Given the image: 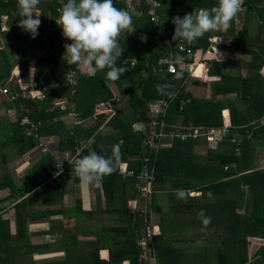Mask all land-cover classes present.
Instances as JSON below:
<instances>
[{
	"label": "trees",
	"instance_id": "1",
	"mask_svg": "<svg viewBox=\"0 0 264 264\" xmlns=\"http://www.w3.org/2000/svg\"><path fill=\"white\" fill-rule=\"evenodd\" d=\"M16 1L0 0V8H12V13L16 14ZM54 1L51 0L47 6L52 14V29L47 34H43L41 29L33 39L27 32L14 28L20 36V42L23 41L30 50L37 48L44 52L36 57L33 81H30V84L42 88L44 99L37 101L19 97L9 101L18 112L15 127L20 131L22 138L18 143L22 142L26 151L35 145L33 141H26L22 128L18 125V117L25 116L30 122L39 124L38 132L53 142L51 148L61 159L71 158L79 142L87 143L79 156L96 151L100 155L110 157L112 146L119 144L122 153L119 163L125 162L136 175L143 164V157H146L152 171V181L149 193L141 197L138 181L135 177L122 178L117 173V165L116 170L105 176L98 186L93 184L94 208L107 217L110 215L109 220L104 221L103 225L91 222L90 225L74 230L75 220L59 222L57 225L56 220L52 218L56 215L65 218L66 210L55 205L65 193V180L72 178L74 182L78 181L73 172V165L66 167L68 175L51 177L52 157L49 154L37 155L36 157H42L38 158L34 168L30 164L32 173L13 191L18 201L12 206L15 219V233L12 237L6 231L7 221L2 222L0 219V224L3 223L5 227V231L0 233L1 250H5L6 246L12 247V242H28L27 225L39 217H45L49 221V227L42 234L50 238L55 237L58 232L61 237L57 241L67 239L68 242L65 243V253L61 259L41 260L44 264H121L123 260L128 264H142V251L137 244L142 237L146 238V245L155 257V264H183L184 261L189 264L203 263L201 259L204 257L199 258V255L193 254L184 256L179 247L169 245L176 238L184 242L183 237L178 238L176 235V238L169 240L167 234H164L157 239L149 238L143 221L149 215L155 216V212L159 211V200L164 198L162 201H167L165 212L189 214L188 218L192 219L191 216H196L204 210L205 215L215 219V225L222 226V232H218L216 226L212 227L211 224L205 231L209 233V243L214 240L213 234L216 241L214 252L205 256L210 264H264V168L255 169L254 163L255 148L264 145V123H260L264 118V80L259 75L264 63V0H244V13L233 19L227 31L205 33L192 44L181 39L191 49L189 63L199 61L201 64L196 67L193 75H199L201 70V78L219 76L217 82L210 84L212 95L209 100L194 98L184 91L182 83L187 79L184 71L169 75L163 66L157 65L158 58L166 54L169 46L153 32V26L146 16V7L142 2L128 7L122 2H114L117 8L131 12L135 31L125 33L124 40L120 39L124 51L116 64L127 71L119 79L112 80L106 75L108 69L88 75L80 70L78 65L68 64L65 59H61L65 50L64 47H56L54 42L55 33L57 34L55 26L60 28L53 22L59 16L56 13L58 5ZM216 1L159 0L158 15L163 30L169 31L168 36L172 38L174 16L182 17L198 8H211L215 6ZM250 19L255 26L253 35L249 37L247 33ZM40 20L43 24V16ZM236 23L241 25L238 32L233 31ZM42 26L40 25V28ZM219 34L228 38L232 36L234 43L242 44L243 52L249 55V60L240 64L245 70L244 76L222 74L220 71L225 66L224 63L208 60V53L204 54L209 45L208 39ZM43 35H46L45 39ZM43 39L48 45L47 51L40 43ZM43 60H46L48 78H44L40 70ZM130 60H134L133 65H130ZM69 71L74 72V86L67 82L66 74ZM109 84L112 86L109 87ZM197 84L205 85L204 82L198 81ZM161 86H164L163 89ZM27 87L26 84L8 90L11 94ZM227 94H233V99H216L217 95ZM161 97L168 102L161 118L165 124L164 130L167 131L176 125L221 129L224 124H228L225 133L219 139L215 138L209 142L199 138L183 142L172 140L169 147L148 149L143 143L148 121L147 107L149 103ZM57 99L65 100L68 106L72 104L76 117L83 123L67 125V108L61 109L60 105L55 104ZM124 102L126 108L123 112L116 109V106L119 107ZM104 103L110 104L115 111L109 117L107 114H99L92 118L94 109ZM222 110L227 112H224V118L221 115ZM86 121L89 122L85 123ZM213 141L214 145L210 147ZM200 144L208 145L209 148L205 155L196 157L193 155V149ZM7 184L9 183L6 178L4 181L0 180V189L5 188ZM189 191L199 192L200 195L191 197L188 195ZM181 192L183 196L180 195ZM208 193L212 196L209 197ZM246 194L251 195V207L248 213L245 212L247 208L242 207L240 213L237 208L235 210L234 199ZM78 203L79 201H76L75 209L90 212L82 209ZM37 207L40 210L35 211ZM160 219L157 226L163 232L169 233L173 227L181 229L178 216ZM78 231L94 238L80 242L76 236ZM193 238L196 237H187L192 240ZM209 239L206 238L207 241ZM54 241L56 242V239ZM50 242L28 244L29 251L26 253H30L31 249L42 254L48 253L44 248L46 249ZM248 245L252 252L250 256L247 252ZM103 249H108L106 260L99 258L98 253ZM77 254L78 260L72 262L71 258ZM7 256H10V253L1 251L0 258L6 259ZM195 258L198 260H194ZM32 263L35 264L34 261Z\"/></svg>",
	"mask_w": 264,
	"mask_h": 264
},
{
	"label": "clouds",
	"instance_id": "2",
	"mask_svg": "<svg viewBox=\"0 0 264 264\" xmlns=\"http://www.w3.org/2000/svg\"><path fill=\"white\" fill-rule=\"evenodd\" d=\"M39 4L40 0H17L18 26L33 39L38 36L41 25V13L36 11ZM243 4L244 0H217L211 8H198L182 17L174 16L172 39L192 44L205 33L227 31ZM57 11L59 17L55 23L62 29L63 37L70 41L63 45V58L68 64L80 66L88 75L108 69L106 75L112 80L119 79L127 71L118 67L116 61L124 51L120 39L124 40L125 33L135 31L129 10L117 8L114 0H66ZM121 155L119 144L112 146L110 157L96 151L78 155L72 161L74 174L82 186H98L105 176L116 170ZM60 172L61 167L57 174ZM180 195L183 196V192ZM208 196L212 194L208 193ZM198 217L202 220L201 230H206L211 217L205 215L204 210L198 213Z\"/></svg>",
	"mask_w": 264,
	"mask_h": 264
},
{
	"label": "crops",
	"instance_id": "3",
	"mask_svg": "<svg viewBox=\"0 0 264 264\" xmlns=\"http://www.w3.org/2000/svg\"><path fill=\"white\" fill-rule=\"evenodd\" d=\"M51 0H40V4L37 6L36 11H38L39 13H41V15L43 16V25L41 28L39 27V30H43V34H47L49 31H51V18L50 16L52 15L50 13V9L47 8V6L49 5V2ZM56 1V0H55ZM54 1V2H55ZM2 2H5V0H2ZM53 3H51L52 5ZM57 4V3H56ZM15 9H16V14L12 13V8H8L5 9L0 8V82L5 84L8 89H14V87H21L23 85H30V81H33V72L35 69V61H36V57L39 55L44 54L43 51L38 50L37 48H32L30 50V47L28 45H26L25 43L20 42L19 40V34H17V31H14V28H18L20 30H22L19 26H18V22L20 17L18 16V6H17V1L15 3ZM244 12L238 13V17L241 16V14H243ZM42 16H40L39 18H41ZM243 19V17L241 18V20ZM238 22V21H237ZM253 20L250 19L249 23H252ZM243 24V23H242ZM240 24L236 23V25L234 26L233 31H237L240 28ZM55 29L57 32V34L55 33V45L56 47L60 46L63 47L64 44L66 43H70L69 40L62 38V29L58 28L55 26ZM253 29H249L248 28V33L250 34V32H253ZM23 32H25L24 30H22ZM14 32V34H13ZM222 32V31H221ZM41 35V34H40ZM141 39H145L142 36H140ZM16 38V39H15ZM211 38H216L217 42H215L214 44L211 45L210 48H208V60H214L216 62L219 63H224V67L221 69V73L222 74H229V75H233V76H237V75H241L244 76L245 70L243 67L240 66V64H242L241 62H246L249 60V55L247 53H244L242 48H244L242 46V44H236L234 43V39L232 36L228 37H223V35L219 34V35H215L212 36ZM220 39V41H219ZM37 41V40H35ZM41 45L43 44L44 46L45 44V40L43 39L42 41H40ZM234 43V46H233ZM15 48V49H14ZM61 59H64L63 56L61 57ZM42 66L40 68L42 75L44 76V78H48V74L46 73V60H43L41 65ZM80 70L86 72V70H84L83 68H81L79 66ZM200 68V67H199ZM197 69V68H196ZM70 72V71H69ZM68 72V73H69ZM68 73L66 74V76L68 75ZM259 75L261 77V79L264 80V63L259 71ZM187 77V76H186ZM202 77V73L201 70L199 72V75H191V77H187L186 80H189L190 78L193 79L191 80V82L188 84L189 86L185 87V82L182 83L183 85V89L185 92H188L192 97L197 98V99H201V100H209L211 97H209V95L211 94V83L213 82H217L219 80V76H213V77ZM198 82H204L205 85H201L199 86L197 84ZM112 84H109V87H111ZM203 90V91H202ZM202 93L206 96L203 97H198V96H194V94L196 92L198 93ZM114 92V90H113ZM264 92V91H263ZM228 95H233V94H228ZM208 96V97H207ZM222 97L221 95H217L216 99H220V97ZM65 100H61V99H57L54 101L55 104L58 105H65L68 102H64ZM72 104H70L69 106H71ZM68 106V104H67ZM17 114L18 112L16 111L14 105H12L5 97L0 96V119L3 117L4 120L1 121L0 120V129L3 125L5 124H9L12 128L16 129V119H17ZM110 116V114H107V117ZM65 123L67 125H69V122L65 119ZM8 132H11V130H9ZM9 134V133H8ZM21 134V133H20ZM11 136V140L16 141L15 143L20 142V139L16 140L14 138H16L15 134L12 135V132L10 133ZM29 141V140H26ZM4 146V145H3ZM6 146V145H5ZM5 148V147H3ZM29 151V150H28ZM255 155H254V163L256 168L255 169H263L264 168V145H259L255 148L254 151ZM25 153H23V151L20 152V154L18 155H14V159L11 160L14 161L16 158H21L22 155H24ZM262 160V162H261ZM5 171L7 172L8 170H10V161H7L5 164ZM8 175L10 174L12 176V179L10 181H8L9 184L6 185L5 188L0 189V219L2 222L7 221V225H8V218L5 215V212H9L11 213L10 219L12 224L10 223L7 228V234L10 235L11 237L14 235L15 233V219H14V209L12 208V206L18 201L17 199H15L14 195H13V191L14 189L18 188L20 185H18L14 180H13V175L12 172H7ZM23 172H21L20 175H22ZM5 173L3 174V172H0V180L4 181L5 179ZM68 182V184L66 183ZM12 184V185H10ZM64 186L67 187H71L72 191L69 192V194L67 195L66 193H63L61 200L59 201V203H57L55 205V207H60L61 209H65L67 210V208L69 206L72 205V208L75 207L76 205V201L80 204V207L84 210H91L94 208V204H93V184L89 185L87 187H84L81 185L79 179L77 182H74L72 178H68L65 180ZM189 196L191 197H197L200 195L199 192H192L189 191L188 193ZM67 196L69 197L68 203H66V199ZM251 196V195H250ZM164 198H160L159 200V205L158 207H162L164 208V210L166 211L167 209V205H165L164 201H162ZM252 200V199H251ZM250 200V201H251ZM66 203V204H65ZM66 205V206H65ZM5 208H7L5 210ZM159 213V211L157 210L155 212V216H157ZM53 219L56 220L57 225H59V222H67L68 220L70 222H74L73 217H69V219L64 218L62 215H56L54 217H52ZM55 222V223H56ZM32 223V222H31ZM36 223V221H35ZM4 224H0V233L2 231H5V227L3 226ZM29 225V224H28ZM27 225V227H28ZM39 226H41L40 228H37V230H35V232L37 233V231H39L41 234L44 231H47V227H49V221H42L38 223ZM97 225V224H95ZM65 228V227H64ZM46 229V230H45ZM35 232H28L27 230V234L29 235L28 237V241L33 238H35L34 236H36ZM57 234L55 235V237H50L48 241H54L56 239V242L58 239H60V234L58 232H56ZM42 236H44L42 234ZM84 239L86 240H90L93 239L94 237L86 235V236H82ZM41 241L38 243L40 244L43 241V238L40 236ZM78 238V237H77ZM79 239V238H78ZM25 242V240L23 241ZM47 241H45L44 243H46ZM32 245V243H30ZM33 245H36V243H34ZM26 248L24 247V254H26L27 256H30V258H33L34 256H48L49 254L52 255L53 253H45V254H41L42 252L37 251V250H30V253H26ZM64 249V248H63ZM60 249L57 252H54L55 254H59L62 253L64 254V250ZM1 251L4 252V250H1V244H0V254ZM103 253V255H102ZM17 254L16 252L13 253V256ZM41 254V255H39ZM99 258L102 260H106L108 258V249H103L99 251ZM15 257V256H14ZM40 259V258H39ZM41 259H47V257L45 258H41ZM11 258L10 256H7L6 259L4 258H0V264H10ZM18 263V262H17ZM28 264V263H27ZM32 264V263H31ZM121 264H128L127 261L123 260Z\"/></svg>",
	"mask_w": 264,
	"mask_h": 264
},
{
	"label": "built area",
	"instance_id": "4",
	"mask_svg": "<svg viewBox=\"0 0 264 264\" xmlns=\"http://www.w3.org/2000/svg\"><path fill=\"white\" fill-rule=\"evenodd\" d=\"M66 0H56L57 7L56 13H58L57 9L61 7L62 3H65ZM114 2H122L126 7L142 2L146 7V16L149 22L153 26V32L164 40L169 46L166 54L159 57L157 60V65L163 66L165 72L169 75L175 74L178 71H184V68H187L185 72L187 77H191L193 75L197 66H201L199 61H196L193 64H190L188 59L191 58V49L187 47V44L183 42L181 39L173 40L168 35L169 31H164L163 26L161 24V19L158 15V9L160 7L159 0H114ZM217 4V1H216ZM215 4V5H216ZM244 7L239 12H244ZM57 16L54 19L55 21L58 19ZM56 24V23H55ZM57 25V24H56ZM209 45L204 50V54L208 52V48L211 47L212 44L217 42L216 38L208 39ZM130 65H133L134 60H130ZM204 65V63H202ZM67 82L70 86H74V72L71 71L66 76ZM185 82V81H184ZM0 96L5 97L8 101L14 100L15 98H30L37 101H42L44 99V94L42 92V88H40L36 84H30L25 89H20V92L9 93L8 87L0 82ZM182 104L184 102H181ZM67 105V104H65ZM168 102L163 97L156 99L148 104L147 107V116L148 121L146 123V128L144 131V139L143 143L145 147L148 149H156L158 147H169L165 140H179L181 142L187 140H195V139H205L206 141H211L216 137H221L226 131L228 124H224L221 129H213V128H203V127H177L174 126L170 129L165 128V124L161 121L162 116H164L165 110L167 108ZM61 109L67 108V113L65 115V119L69 122V124H82L83 122L76 117V113L71 106L60 105ZM111 110L108 107V103H104L98 107H96L93 111L92 118L96 117L99 114H110ZM226 112V110H222V113ZM227 113V112H226ZM225 113V114H226ZM224 118V116L222 115ZM261 124L264 123V118L260 121ZM18 125L22 128V133L24 137L30 141L35 143L34 149L37 151L38 155H46L49 154L52 157L53 161V170L51 177H55L59 174L68 175L69 173L66 171V167L72 164L74 157H77L80 151L87 146V143L79 142V146L75 148V152L73 156L69 159H61V157L54 153L51 145L52 141L47 140L44 136H42L38 132L39 124H35L30 122L25 116L18 117ZM170 142V143H171ZM169 143V144H170ZM143 164L138 174L134 175L133 171L128 168L125 162H121L118 164L117 173L122 177H135L138 181V191L141 192V197L145 196L149 193L150 183L152 181V171L147 164V158L143 157ZM73 165V164H72ZM60 167L62 168V172L57 174L60 171ZM74 172V171H73ZM146 238L142 237L138 241V246L142 251L140 253V258L142 259V264H155V260L153 255L149 251V247L146 245Z\"/></svg>",
	"mask_w": 264,
	"mask_h": 264
},
{
	"label": "rangeland",
	"instance_id": "5",
	"mask_svg": "<svg viewBox=\"0 0 264 264\" xmlns=\"http://www.w3.org/2000/svg\"><path fill=\"white\" fill-rule=\"evenodd\" d=\"M254 26H255V24L253 22L248 23L249 29H253ZM253 33H254V30H253V32L251 31L250 34H247V35L250 37L253 35ZM43 38L45 39L46 35H43ZM45 44L47 45V43H45ZM46 45H45V47H46V51H47L49 48H48V45L47 46ZM191 80H193V79L190 78L189 80H186L185 87L189 86L188 84L191 82ZM198 85L201 86V84H198ZM202 91H201V93L196 92L194 94V96L195 95L198 97L206 96L202 93ZM211 95H212V92L209 95V97H211ZM220 99H224V100L230 99L231 100V99H233V95L227 94L225 96L220 97ZM64 106H67V105H64ZM108 107L111 110V112H110V115H111L115 110L112 108V106L110 104H108ZM125 108H126L125 102L122 103L119 107L116 106V109H119L121 112H123L125 110ZM222 115L224 117H226V114L222 113ZM0 120L3 121L4 118L2 117ZM88 122L86 121L85 123H88ZM175 128H177V125L175 126ZM9 130H11L12 135L15 134L16 138H14V139L18 140L21 138L20 131L18 129L12 128L9 124H5L1 127V129H0V172H3V174L5 173L7 181H10L12 179V176L10 174L8 175L7 172L11 171L12 175H13V180L18 185H21L22 183H24L26 181L25 179L29 176V174L32 173V169L29 168L30 164H32L31 166H33V168H34L37 160H39L38 158H41L42 156L36 157L38 154H36L37 151L34 148H31V149H29V151H26V148H24V144L22 142L20 144L15 143L16 141L13 142V140H11V136H10L11 132H8ZM216 138L219 139V137H216ZM20 140H22V138ZM165 141L168 142L167 146H170L171 140L167 139ZM206 142H209V141H206ZM210 144H211L210 147H212V145H214V141ZM207 146L208 145H205V144L196 145L195 148L193 149V155L196 157L205 155L206 154L205 152L209 148V147L207 148ZM3 147H5V148H3ZM21 151H25V152H23L25 154L22 155L21 158H19V159L16 158L14 161L11 162V160L14 159L13 158L14 155L20 154ZM201 159H203V157H201ZM34 160H36V161L33 162ZM7 161H10V164H11L10 168H9L10 170H8L7 172H4L5 168H6L4 164ZM261 162H262V160H261ZM21 172H23L22 175H20ZM66 183L68 184V182H66ZM10 185H12V184H10ZM64 190H65V193L68 195L69 192L72 191V188L70 186L67 188L64 186ZM240 196H239V198L235 197V199H234V204L236 205L235 210L237 208L238 212L242 213V207L243 208L246 207L247 210H245V212L248 213V211L250 210V207H251V204H250L251 203V201H250L251 196H250V194L248 196H247V194L244 195L243 197H240ZM68 200H69V197L67 196L66 203H68ZM197 201H203V200H197ZM166 202L167 201H164L165 205H167ZM6 209L7 208H5V210ZM41 209H42V207H41ZM37 210H40V208L37 207L35 209V211H37ZM10 214L11 213H9V212H5V215L8 218L7 219L8 225L10 223L12 224V222H11L12 219H10V217H8V216H10ZM167 216L168 217L178 216L180 219L181 225L180 224L179 225H180L181 229L179 227H173V230L169 231V233H167L165 231L163 232L162 230H160V228L157 226V224L161 221L160 218H166ZM69 217H73L74 220L76 221L73 229L77 230L79 228H82L85 225H90L91 222H93L95 224L101 223V225H103L104 221H107V219L109 220L110 215L107 217L105 214H103L102 212H99L95 208L91 209L89 213L81 212V211H79L78 208H76V209H75V207L72 208V205H71L67 208L66 213H65V218L69 219ZM188 217H189V214L182 215L179 212H170V213L165 212V210L162 206L159 208V213L157 216L149 215V217H148L149 219L145 218L143 223L146 224L145 228L147 227L146 231H148L149 238L153 237L154 239H157L164 234H167V238L169 240L176 238V235H178V238L183 237L185 239L184 242H182L181 240L176 238V240L173 241V243H170L169 245L171 247H176V248L179 247V250L183 251L182 254L184 256L186 254L187 255L193 254V255H197V256L199 255V258H200V256L204 257V259H201L203 261V263L201 262V264H205V263L210 264L209 259L205 256L210 255L214 252V250L216 248V245H215L216 241H215V235L213 234L212 237L214 238V240H211V242L209 243V241H210L209 236H208L209 233L207 234L205 231L209 229L210 224H211L212 227L216 226L218 232H222V228H221L222 226L215 225V223H214L215 219H211V223L207 226V229L201 231L203 225H202V220L198 217V213L196 216L195 215L191 216L192 219H189ZM35 221H36V223H35ZM42 221L43 222L46 221V218L45 217H39V218L35 219L32 223H30L28 225V227H27L28 232H35V230H37V228L41 227L38 225V223L42 222ZM85 234L86 233H84L82 231H78L76 233V236L79 238L78 240L80 242L86 240L82 237V236H86ZM201 234H203V235H201ZM191 235H194L196 238H193V240L187 239V237H191ZM40 236L43 238L42 234L39 231H37L36 236H34L35 238H33V239L30 238V240L28 242H19V241L12 242L11 245L13 248L10 246H6V248H4L5 249L4 251H7L8 253H10V258H11L10 264H27V263L31 264L33 261L35 262V264H44L43 261H41L44 259H41V258L47 257L50 259H61L64 256L62 253L55 254L54 252H57L58 250L63 249L65 247V243L68 242L67 239H65L64 241H57V242L51 241L48 244L47 248L46 249L44 248L45 251H47L49 253H53L52 255L49 254L48 256H45V257L44 256H42V257L41 256H34L33 258H30V256H27L26 254H24L23 253L24 247H27V245L30 243H32V245L34 243L38 244L41 241ZM200 236L203 238L201 239ZM206 238L209 240L207 241ZM49 240H50V238H49ZM47 241H48V239H47ZM208 243H209V247L207 248ZM249 245H248V251L247 252H249L248 255L250 256V254H252V252L249 249ZM25 251L28 252L29 249L26 248ZM14 252L17 253V256H15V257L13 256ZM64 252H65V249H64ZM41 254H39V255H41ZM43 254H45V253H43ZM78 256H79V254H77L76 256L71 258L72 262H73V260H78ZM248 259H250V258H248ZM45 260H47V259H45ZM154 260H155V257H154ZM194 260H198V259L195 258ZM50 261H54V260H50ZM183 264H189V262L186 263L184 261ZM191 264H197V263H191Z\"/></svg>",
	"mask_w": 264,
	"mask_h": 264
},
{
	"label": "water",
	"instance_id": "6",
	"mask_svg": "<svg viewBox=\"0 0 264 264\" xmlns=\"http://www.w3.org/2000/svg\"><path fill=\"white\" fill-rule=\"evenodd\" d=\"M184 71L186 72V71H187V68H184ZM26 140H28V139H26ZM43 241H44V242L47 241V235H44V236H43Z\"/></svg>",
	"mask_w": 264,
	"mask_h": 264
}]
</instances>
